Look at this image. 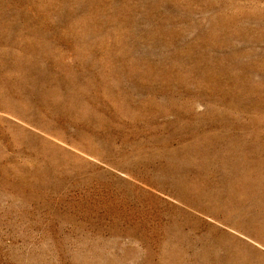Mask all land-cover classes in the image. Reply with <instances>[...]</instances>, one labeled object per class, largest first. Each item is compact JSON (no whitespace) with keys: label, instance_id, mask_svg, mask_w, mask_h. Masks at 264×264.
<instances>
[{"label":"rangeland","instance_id":"rangeland-1","mask_svg":"<svg viewBox=\"0 0 264 264\" xmlns=\"http://www.w3.org/2000/svg\"><path fill=\"white\" fill-rule=\"evenodd\" d=\"M0 264H264V0H0Z\"/></svg>","mask_w":264,"mask_h":264}]
</instances>
